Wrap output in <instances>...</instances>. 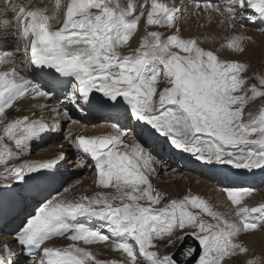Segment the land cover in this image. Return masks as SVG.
I'll return each mask as SVG.
<instances>
[{"label":"snow or ice","instance_id":"snow-or-ice-1","mask_svg":"<svg viewBox=\"0 0 264 264\" xmlns=\"http://www.w3.org/2000/svg\"><path fill=\"white\" fill-rule=\"evenodd\" d=\"M0 5L5 16L11 14L10 19L0 21V41L12 37L24 44L23 52L19 48L0 52V65H13L0 70V165L5 166L0 172V192L23 195L29 186H39L58 161L68 158L61 152L46 162L7 166L10 159L29 154L31 141L61 129L59 120L45 121L46 109L54 116L62 114L69 123L76 122L66 108L48 104L58 89L80 111L83 105L115 108L122 98L129 118L147 126L136 133L139 142L134 139L131 144L125 141L132 132L123 126H114L107 135L66 136L67 143L83 154L79 165L94 168L95 186L110 191L69 199L65 194L70 189L64 188L15 233L20 253L11 245L0 248V264H116L96 259L79 245L81 241L83 245L108 242L126 254L123 264H228L227 257L247 254L248 248L237 238L264 229V204L249 207L244 203L255 189L222 188L235 207V220L225 218L196 195L166 201L152 181L160 167L166 174L168 166L153 148L163 138L170 148L202 164L264 170V108L257 114L249 111L245 119L246 105L264 98V77L259 78V88L256 84L246 88L245 63L219 59L196 39L182 38L177 25L181 9L167 0H127L126 4L70 0L59 16L60 0L52 12L11 0H0ZM190 10L194 14L211 11L224 17L221 23L241 27L246 20L254 21V16L246 15L251 10L264 23V0H230L228 6L203 0ZM142 18L147 26L167 29L169 34L146 27L139 46L125 54L122 49L130 47ZM244 40L243 35L234 36L227 47L242 54ZM28 64L44 73L46 83L20 74L18 68ZM26 96L44 99L33 105L41 110L40 119L6 115V109ZM5 141L13 142L15 149ZM88 158L94 163L89 164ZM82 217L101 224L93 228L77 223ZM58 237L72 243L67 247L46 244ZM188 238L197 241L198 247L186 244ZM161 243L178 248L179 255H160Z\"/></svg>","mask_w":264,"mask_h":264},{"label":"bare ground","instance_id":"bare-ground-1","mask_svg":"<svg viewBox=\"0 0 264 264\" xmlns=\"http://www.w3.org/2000/svg\"><path fill=\"white\" fill-rule=\"evenodd\" d=\"M51 1H52V4H51L52 7H50V8L52 10L50 9V11L52 12L55 9L54 7L56 6V0H50V2ZM11 2L16 3V4H23L25 6L35 5V8H36V7H40V5H41V7L47 5L48 0H11ZM68 2H70V0H60L61 12L57 13L58 16L61 15L62 11L64 10V6ZM113 2H116V0H113ZM119 2L121 4H126L127 0H119ZM133 2L134 3H141V2H143V0H133ZM167 2L171 6L172 5L174 6V3H175V7H178L180 9H182L184 7L183 0H167ZM1 7H3V5H0V9H1ZM147 10L148 9L146 7L145 12H147ZM249 11H250V14H254L253 12H251V10H249ZM199 12L200 11H198L197 13H199ZM209 14H211V12H206L205 16L208 18ZM246 15H249V13H246ZM10 18H11V14H8L7 16H5L3 14V12L0 11V21H2L3 19H10ZM197 18L198 17H196L195 20ZM215 19L216 20L213 23L216 22L217 24L215 23L216 25L214 26L212 23L211 30H210L211 35L213 34L212 36H214L215 33L217 35V30L220 27H222L223 25H225V24L221 23V20H223L224 17H221L220 15L216 14ZM254 20H256L255 22L257 24L260 23V24L264 25V23H262L260 21V19L255 16V14H254ZM246 22H248V21L246 20ZM57 26H59V25H57ZM146 27L148 30L162 31L155 26H147L146 25V18H142V20L138 26L137 33H134V37L131 39L132 42L130 44V47H128L124 51L125 54L134 51V49L139 46V42H140V39L142 38V35L146 34L145 33ZM223 28H226V26H223ZM251 36H252V34H251ZM217 38L220 40H224V41L226 39V38L222 39L221 37H217ZM258 38L260 39V38H262V36L259 35ZM10 39H13V38L8 37L6 40L0 41V52L5 51V49L10 46L9 45L6 47V45H7L6 41L8 42V40H10ZM228 39H227V41H228ZM17 44L19 45V50L21 52H23V49H24L23 42L17 41ZM199 46L204 47V42L201 41ZM18 60H19V58H18ZM10 68H11V66L8 69H10ZM18 71H23V73L26 74L27 78L39 80L37 78V76L35 75V72L31 69L30 64H28L24 68H18ZM243 75L246 77V73H244ZM23 76H24V74H23ZM39 82H41L42 84L46 83V81H42V80H39ZM95 94L97 97L102 96V94H100V93H95ZM55 97H56L55 99H50L47 101L48 103H50L49 105L55 106L57 109L66 108L70 112L73 120L76 121L74 123V126L70 127L68 134L66 136L71 135L73 138H75L78 135H84V136L107 135V134H111L114 131V126H123L125 124V121L122 120L120 117H118L117 119L107 117L106 120L104 122H102L101 124H96L99 117L94 118V116L96 115V114H94L95 109H88V110H83V111L78 110L77 107L74 104H72L69 101V99H67L65 97L62 89L56 91ZM61 97L66 98V100L64 99V101H63L64 103L62 104V107L60 105H58V104H60V103H58V99H60ZM37 101L38 100H35V104L33 102L32 104L24 105L23 106L24 107L23 112H21L19 115H17L16 117H13V118H21L25 115L30 116L31 113L36 112V114L38 113V117L34 118V119H40L41 110L38 107L33 108V105L39 104ZM120 102H123L122 98H120ZM42 103H44V102H42ZM113 103H115V102H110V104H113ZM23 107H22V109H23ZM73 107H75L77 109V111L74 110ZM61 115L54 116L47 109L44 111V119L49 124L55 122L56 120H59L61 124L65 123L66 120H64L61 117ZM130 120L131 119L128 117L127 122L125 124V125H127L125 128L129 129L132 132V135L125 141L126 143H129V144H131L134 139H136L137 142H139V140L136 137V133L141 130L138 127H136L133 123L129 122ZM143 126L147 127L146 125H143ZM58 132L59 131L52 132V133L54 134V133H58ZM2 133H3V126L0 125V135ZM55 138H56V136L53 138L54 140L50 141V144L56 143ZM161 141H162V143L157 144L153 148V152L155 153L156 156L159 157L160 160L164 161V163L167 164V166H168L167 171H170V172H168V175L164 178L163 181L159 180V176H158L157 178H153L152 182H153V184H155L156 188L164 194L165 200L168 201L171 199H182L185 195H188V194L196 195V196H199L201 199H204V200H206V198L210 199L208 201L212 202L213 207H212V205H210V204L209 205L213 208V210H216V207L221 203L223 196L217 191L218 188L216 189V187H215L217 185L215 183V181H216L215 176H216V173L217 174L222 173V171H224V169H226L227 167L230 168V166H227V165H206V164L201 163L200 166H204L205 168H208V169H204L203 172H201L200 174L195 176L196 179L201 178V182L197 180V182H200V185L197 186V184L191 180V178L194 177V176H192V174H189V173L187 174V172H182V171H185V169H186V165H184L185 163L183 161H181L179 163H175L176 161H175L174 157L172 156V153H170V152L168 153L164 147L165 144H167V142H164L163 138H161ZM57 142H61V140L59 139ZM5 143L8 144L9 147L13 148V150L15 149L13 142L5 141ZM31 143H30V149H32V148L38 149V148L42 147L43 145H45V143L48 144L49 142H48V140L45 139L44 135L42 134L41 138H39L38 140L31 141ZM172 150L176 151L175 149H172ZM61 152L67 153L68 158H67V161H65L67 163L64 166V168L61 169L60 174L65 173L66 171H68L69 174L65 178H63L62 181L57 180V178L54 176L47 175V178L39 186H33V187L29 186L28 189L24 192L23 196H26L27 194H29L31 192H42L44 194L43 191H45V194L48 195L49 197L43 198V201L40 204V206H41L48 199H51L52 197L56 196L61 189H64L63 187L69 185L70 181H72V180L69 179L68 177H72V176L76 175L75 171H79L80 169L87 171L86 175H84L86 177L84 178L82 183L75 186L76 188L74 191H72V194H70V195L67 194L68 196L66 195L69 199H78L81 195L91 196V195H94L95 192H97V191H106V190L98 189L95 186L94 181L96 179V173H95L94 168H83V167H81L78 163V159L83 154L78 153L77 150L74 149L73 147H71L67 142L57 144L56 146L51 145L50 147H48L47 149H44L42 151L38 150V153H41L42 155H40L37 159H35L34 157L31 158V157L25 156V155L21 156L19 159H15V158L11 159L10 162H8L9 168L14 166L16 163H19L20 160H21V164H22L26 161H28V162H46L49 159H57ZM180 156L182 158H185V157L186 158H192L188 154L180 153ZM192 161H196V160H194L192 158ZM58 162L62 163L63 161L62 162L58 161ZM88 163L92 164L89 161H88ZM174 164L176 165L175 169L169 170V167H172ZM68 165L70 167H73V168H71V169L68 168ZM181 165H183V166H181ZM4 168H5L4 165L0 166V172H3ZM208 170L215 173L214 179H213L214 180L213 184L211 182L212 180L208 178V175L210 174V171H208ZM240 170L242 171V177H245V178H251V177L256 178V177H263L264 176V170H261V169H253L251 172L244 170V169H240ZM165 171H166L165 169L160 167L159 168V172H160L159 175L164 177ZM70 173H72V174H70ZM80 180L81 179H78L77 181H80ZM177 181H181V182H179L180 184H176ZM64 182L66 185H63ZM76 182L71 183V184L76 185L77 184ZM218 183H220V182H218ZM85 190H87V191H85ZM17 196L18 195L14 192H7V196L5 198L0 197V201H8L9 199H15L16 200ZM260 198L264 199V193H260L258 195V198H256L255 201L258 203V201H259L258 199H260ZM25 213H26V209H22L11 220H8V219L5 220L6 225L8 227H5L4 230L3 229L0 230V248H2L5 244H7V245L12 246V250L14 252L20 253V247L16 244L15 239H14L15 235L13 233L11 235H7L6 233H2V230L4 232H6L9 227L14 225V222H17L18 217L19 216L23 217V215ZM224 214H221V215L226 217ZM3 219H5L4 216H3ZM260 231H262V232H260ZM263 233H264V229H258L255 232L251 233V237H250V239H251L250 245L252 247L251 251H253L254 253H257V254H254V253L252 255L248 254L246 257H244L245 255H238L236 257H227L226 261L228 262V264H246L249 261L254 262V264H264V235H262ZM248 236H250V234ZM70 243H71L70 241H67L65 238H61V237L56 239V240L53 239L52 241L46 242V244L48 246H51V247H67L70 245ZM79 245L82 247H85L87 250L91 251L94 254L95 258L99 259V260L109 261L112 257H116L114 255V249H112L110 247L108 242H103V243L95 244V245H83V242L81 241V243ZM160 245H162V243ZM245 246H246V244H245ZM260 257H262V258H260ZM113 261H116V264H123V262L121 261V258H119V257H117V259H113Z\"/></svg>","mask_w":264,"mask_h":264},{"label":"rangeland","instance_id":"rangeland-1","mask_svg":"<svg viewBox=\"0 0 264 264\" xmlns=\"http://www.w3.org/2000/svg\"><path fill=\"white\" fill-rule=\"evenodd\" d=\"M51 4H52V1L51 2L48 1L47 5L44 4L45 6H43V7H47L49 9V11H50V9H51L50 7H52ZM229 4H230V0H222V1H220V3L218 5H220V6H228ZM31 7L35 8V5H31ZM40 7H41V5H40ZM192 7L193 6L188 5L187 9H189V11L185 12V14L183 16H182V14L180 15V13L182 12V10L185 9V7H183L181 9V12L179 13V17L180 18L177 21V25L181 29V33L180 34H181L182 38H185V39L194 38V39H196L198 41V44H200V42L203 41L204 42V47L203 48L207 47V48H205V50H210L211 49V50L215 51L219 59H223V60H237V61L245 63L247 65L246 77H245L247 83H246L245 87L246 88H251V86L253 84H256V86L259 88L260 87L259 78L264 77V32L260 31V29L264 28V25L260 24V23L257 24L255 22L256 20L248 21V22L245 21V25H246L245 27H241L239 24H236L235 26H233L230 23H228V22L226 23L225 22V23H223L225 25H223V24L222 25L226 26V28H223V26L220 27L219 29L217 28L218 29V30L216 29L217 30V35L215 33L214 36H212L213 34L211 35L210 30H211L212 23L216 20L215 19L216 13L213 14L211 11H209V12H211V14H209L208 18L205 16L206 12H203V11L200 14L199 13H195V16H192V15H194V13L190 10ZM1 9H2V7H1ZM247 13H249V15L254 16V14H250V12H247ZM196 17H198V18L195 20ZM215 23H213L214 26L217 24V23L216 24ZM160 30H162L161 32H164L165 34H167V33L169 34V30H167V29H160ZM251 34H252V36H251ZM237 35H243L245 37V40L243 42L245 51L242 54L238 53V52H235L232 49H229L227 47L228 42H230V40L234 36H237ZM257 35L258 36L261 35L262 38L259 39ZM133 37H134V35H133ZM217 37H221L222 39L226 38V39L224 41V40L218 39ZM131 39L129 41V44H131V42H132ZM227 39H228V41H227ZM12 43L14 44V46H11L9 48V50H12V51L15 52L16 49L19 48V45L17 44V40H15V39L12 41ZM127 48H128V46H125L124 49H122V51L124 52ZM226 58H231V59H226ZM10 66L13 67V65H11V64L10 65H0V69L7 70ZM19 72L22 75L24 74V77L27 78L26 74L23 73V71H19ZM35 80H37V79H35ZM64 99L66 100V98H63V97L58 99V103H60L58 105H60L61 107H62V104L64 103L63 102ZM22 100H25V101H22ZM27 100H28V102L32 101L30 98L29 99H21V103H25V104H21L20 105V103H18L16 105H14L12 109H6V115L11 113L12 118L16 117L17 114L19 115L21 112H23V110H24L23 106L24 105L32 104L33 102L35 104V100L36 99H33V101L31 103H28ZM39 100H41V101L43 100V102H45L43 98H39ZM39 100H38V102H40ZM40 103H42V102H40ZM22 107H23V109H22ZM260 108H264V98H256L254 101H250L249 104L246 105V107H245V119H247V113L249 111L253 112L254 114H257ZM73 109L77 111V109L75 107H73ZM98 116L99 115H95L94 118H97ZM61 117H62V115H61ZM106 118L107 117H105V119L99 118L96 124H101L102 122H104L106 120ZM61 125H62V127L59 130V132L53 134V137L50 140H48V142H49L48 144L45 143V145H43L42 147H40L38 149L33 148L32 150L29 151V154H26L25 156H29L31 158L34 157L35 159H37L40 155H42L41 153H38V150L42 151L44 149H47L51 145L52 146H56L57 144H61V143L67 142L65 137L68 134V131H69L70 127L74 126V123H69L66 120V122L62 123ZM55 136H56V138H55L56 143L50 144V141L54 140L53 138ZM59 139L61 140V142H57ZM10 160L8 162H10ZM66 161H67V159H66ZM0 166H2V165H0ZM7 166L9 167V163H8ZM68 168L71 169L73 167H70L68 165ZM170 169L174 170L173 167L172 168L169 167V170ZM76 172H78V173H76ZM76 172H75L76 175H74L72 177H68L72 181H70L69 185H67V186H65L63 188H68V186L70 188L71 185H72L71 183L76 182L78 179L84 180V178L86 177L84 175H86L87 171L83 170V169H80L79 171H76ZM168 172H170V171H167L166 174L164 175V177L159 175V180L163 181L164 178L168 175ZM182 172H187V174L188 173L192 174V176H194V177H192L191 180L193 182H195L197 184V186L200 185L201 178H197L196 179V177H195L196 175L199 174V172L195 173V172H193L191 170L188 171L187 169H185V171H182ZM70 174H72V173H70ZM59 180L62 181L63 179H59ZM197 180L200 181V182H197ZM179 182H181V181H177L176 184H180ZM211 182L213 184V181H211ZM63 185H66L65 182L63 183ZM238 185H240V184H238ZM226 186L227 187H236L235 185L233 186V185H229V184H227L225 186H221V187H218V185L215 186L216 189L218 188L217 191L223 196V199H222L221 203L218 206L216 205L217 207H216L215 211H217V212L220 211L219 213H221V214L226 213L227 214L226 218H228L229 220H235L236 219V217H235V207L232 206L229 201H227L226 193L222 191V188H224ZM75 188L76 187H74L73 189H70V192L66 193L65 195L72 194V191H74ZM253 189H255V191H253L249 196L245 197L244 203H246V205L249 206V207L259 206L260 204H264V199L263 198L258 199L259 200L258 203L255 201L256 198H258V195L260 193H264V184L259 186V187L253 188ZM62 191H63V189H61L58 193H60ZM188 195H190V194H188ZM208 200H210V199L206 198L205 201H207L208 204L212 205V202L208 201ZM38 205H39V203L35 202V205H34V207H32L31 210H34L35 207H37ZM212 207H213V205H212ZM32 215H33V213L28 214L24 218V221L22 223L24 224L26 222V219L28 217L32 216ZM205 219H207L209 222H212L209 217H205ZM260 232H262V231H260ZM249 234H250V236H248ZM262 235H264V233ZM250 237H251V233H241V235L238 237L240 239L237 238L239 242H241V243L243 242L244 245L246 244V247L250 251V252L248 251V253L245 254L244 257H246L248 254L252 255L254 253L253 251H251L252 247L250 245L251 244ZM58 238H60V237H58ZM58 238H54V239L56 240ZM61 238H63V237H61ZM160 247H161L160 248V252H159L160 255L175 252V250L177 249V248H172V247L165 248L163 244L160 245ZM118 254H123V253H119V252L114 250V255L116 256ZM254 254H257V253H254ZM123 255L126 257V254H123ZM119 258H121L122 262L125 259L123 256H120ZM260 258H262V257H260ZM246 264H248V263H246Z\"/></svg>","mask_w":264,"mask_h":264},{"label":"water","instance_id":"water-1","mask_svg":"<svg viewBox=\"0 0 264 264\" xmlns=\"http://www.w3.org/2000/svg\"><path fill=\"white\" fill-rule=\"evenodd\" d=\"M186 244H190L193 247H198V242L193 240V239H191V238L186 239ZM176 253H177V256H178L179 255V249L177 250Z\"/></svg>","mask_w":264,"mask_h":264}]
</instances>
